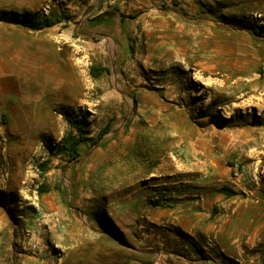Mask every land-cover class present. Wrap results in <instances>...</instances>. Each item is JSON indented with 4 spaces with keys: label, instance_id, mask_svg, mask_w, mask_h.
Masks as SVG:
<instances>
[{
    "label": "rangeland",
    "instance_id": "1",
    "mask_svg": "<svg viewBox=\"0 0 264 264\" xmlns=\"http://www.w3.org/2000/svg\"><path fill=\"white\" fill-rule=\"evenodd\" d=\"M1 14L0 264H264V0Z\"/></svg>",
    "mask_w": 264,
    "mask_h": 264
},
{
    "label": "trees",
    "instance_id": "2",
    "mask_svg": "<svg viewBox=\"0 0 264 264\" xmlns=\"http://www.w3.org/2000/svg\"><path fill=\"white\" fill-rule=\"evenodd\" d=\"M0 20H6V21H9V22H18V18H14V17H9V16H4V15H0ZM53 24V20H51L50 18H46L44 21L42 22H36V23H27L26 25L31 27L32 29H35V30H42L48 26H51ZM104 70V68H100V67H97V66H92L91 68V73L94 77H97L99 76ZM85 120V119H84ZM72 123H74L76 129H78V131L80 133H82L83 135V132H84V128L82 126V122H80L79 120H76V121H73V120H70ZM110 129V125H106L100 132V137L102 135H104L108 130ZM81 137L83 139H87L85 138L84 136ZM71 141H74L75 145L73 146V148H76V145L80 142V140L78 141L75 137V135L73 133H70L68 134V136L65 137L64 141L59 145L60 149L63 151V150H68L70 149L69 147V144L71 143ZM224 191H226V193H233L231 192L230 190L228 189H225ZM159 203V202H157Z\"/></svg>",
    "mask_w": 264,
    "mask_h": 264
},
{
    "label": "crops",
    "instance_id": "3",
    "mask_svg": "<svg viewBox=\"0 0 264 264\" xmlns=\"http://www.w3.org/2000/svg\"><path fill=\"white\" fill-rule=\"evenodd\" d=\"M170 29L174 32L180 31L179 30L180 28L175 27L174 25L172 26V28L168 25L167 27L163 26L162 30L163 32H168ZM203 209L205 210V212H203L202 210H196L191 214L180 217L179 225L182 227L184 231L191 234V233H195L198 229L203 228L205 230V228H209L210 226L209 224L211 223L210 221L211 213L206 212L209 209L206 206L203 207ZM203 229L202 231H204ZM182 261L184 262L185 260L182 259Z\"/></svg>",
    "mask_w": 264,
    "mask_h": 264
},
{
    "label": "bare ground",
    "instance_id": "4",
    "mask_svg": "<svg viewBox=\"0 0 264 264\" xmlns=\"http://www.w3.org/2000/svg\"><path fill=\"white\" fill-rule=\"evenodd\" d=\"M187 42V41H186ZM250 100H252V97H251V99ZM165 169V168H164ZM158 172V171H157ZM253 235V234H252Z\"/></svg>",
    "mask_w": 264,
    "mask_h": 264
}]
</instances>
